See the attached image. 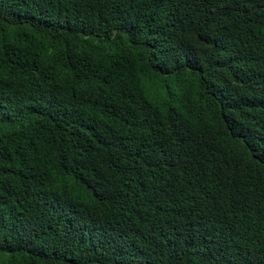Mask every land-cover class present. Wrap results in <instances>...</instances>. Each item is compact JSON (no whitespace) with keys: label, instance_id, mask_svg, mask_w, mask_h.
Here are the masks:
<instances>
[{"label":"trees","instance_id":"obj_1","mask_svg":"<svg viewBox=\"0 0 264 264\" xmlns=\"http://www.w3.org/2000/svg\"><path fill=\"white\" fill-rule=\"evenodd\" d=\"M0 264H264V0H0Z\"/></svg>","mask_w":264,"mask_h":264}]
</instances>
